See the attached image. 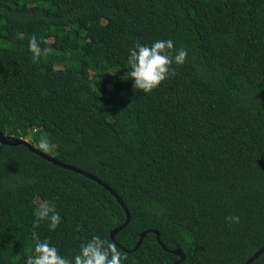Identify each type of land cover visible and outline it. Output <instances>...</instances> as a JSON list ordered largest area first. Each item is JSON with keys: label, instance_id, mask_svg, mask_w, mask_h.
<instances>
[{"label": "trees", "instance_id": "obj_1", "mask_svg": "<svg viewBox=\"0 0 264 264\" xmlns=\"http://www.w3.org/2000/svg\"><path fill=\"white\" fill-rule=\"evenodd\" d=\"M167 39L188 56L144 94L128 49ZM0 131L130 215L113 242L126 214L105 188L0 143V264H26L37 240L71 260L94 235L121 264H173L176 249L178 264H244L264 246V0H0ZM46 204L54 231L36 219Z\"/></svg>", "mask_w": 264, "mask_h": 264}, {"label": "clouds", "instance_id": "obj_2", "mask_svg": "<svg viewBox=\"0 0 264 264\" xmlns=\"http://www.w3.org/2000/svg\"><path fill=\"white\" fill-rule=\"evenodd\" d=\"M28 47L34 60L40 57L41 48L36 36L31 37ZM187 56V50L184 48L176 50L171 39L156 40L151 45L137 43L128 49L127 64L130 70L126 74L135 89L144 94H151L175 74L173 65H183ZM48 143L46 138H42L39 146L47 151ZM36 219L47 220L49 230L54 231L61 217L55 212L54 207L46 204L39 209ZM229 222L238 224L240 218L230 214ZM121 259V253L114 243L94 235L80 245L79 251L71 260L60 255L57 248L48 240H37L32 248V255L26 259V264H121Z\"/></svg>", "mask_w": 264, "mask_h": 264}, {"label": "water", "instance_id": "obj_3", "mask_svg": "<svg viewBox=\"0 0 264 264\" xmlns=\"http://www.w3.org/2000/svg\"><path fill=\"white\" fill-rule=\"evenodd\" d=\"M0 143L2 145H8V146H12V145H24L26 146L32 153L38 155L39 157H41L42 159H45L49 162H51L52 164L56 165V166H59V167H62L66 170H69V171H72V172H76V173H79L89 179H91L92 181L96 182L97 184L101 185L103 188H105L115 199L116 201L121 205V207L123 208L125 214H126V221L120 225L119 227L113 229L111 232H110V238L113 242H115V239H114V236L116 235V233L122 229L124 226L127 225V223L129 222V212L127 211V208L125 207V205L123 204L122 200L120 199V197L112 190L110 189V187H108L107 185H105L102 181H100L99 179H97L96 177H94L93 175L85 172V171H82L78 168H75L73 166H70V165H66L60 161H58L54 156L46 153V152H43V151H40L37 147L33 146L32 144H30L28 142L27 139H9L7 138L1 131H0ZM149 231H144L143 233L140 234V237H139V240L137 241L135 247L133 248V250H136L139 245L141 244L144 236L148 233ZM151 232H154V234L156 235V239L159 243V245L166 250V248L162 245V243L160 242V239H159V234L158 232L156 231H151ZM129 252V251H127ZM170 253L176 255L179 257V260L174 262L173 264H178L179 262H181L183 259H184V255L183 253L181 252V250L179 249H176V250H172L170 251ZM262 253H264V246L261 247L260 249H258L251 257L248 258V260L244 263V264H251L254 259H256L258 256H260Z\"/></svg>", "mask_w": 264, "mask_h": 264}, {"label": "rangeland", "instance_id": "obj_4", "mask_svg": "<svg viewBox=\"0 0 264 264\" xmlns=\"http://www.w3.org/2000/svg\"><path fill=\"white\" fill-rule=\"evenodd\" d=\"M122 72V70H117L116 68H113V69H110L108 72H113V73H116V72ZM42 202H39V204H41Z\"/></svg>", "mask_w": 264, "mask_h": 264}]
</instances>
